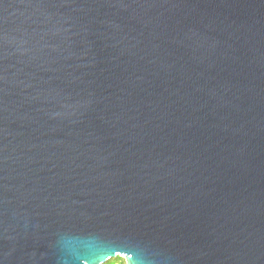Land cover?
Wrapping results in <instances>:
<instances>
[{
  "label": "water",
  "instance_id": "1",
  "mask_svg": "<svg viewBox=\"0 0 264 264\" xmlns=\"http://www.w3.org/2000/svg\"><path fill=\"white\" fill-rule=\"evenodd\" d=\"M264 264V0H0V264Z\"/></svg>",
  "mask_w": 264,
  "mask_h": 264
},
{
  "label": "trees",
  "instance_id": "2",
  "mask_svg": "<svg viewBox=\"0 0 264 264\" xmlns=\"http://www.w3.org/2000/svg\"><path fill=\"white\" fill-rule=\"evenodd\" d=\"M106 264H127L124 257H117L115 259H112L108 261Z\"/></svg>",
  "mask_w": 264,
  "mask_h": 264
}]
</instances>
